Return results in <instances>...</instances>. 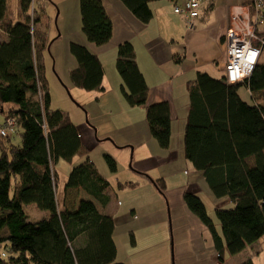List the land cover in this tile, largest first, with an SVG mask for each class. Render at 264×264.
Instances as JSON below:
<instances>
[{
    "label": "trees",
    "instance_id": "obj_1",
    "mask_svg": "<svg viewBox=\"0 0 264 264\" xmlns=\"http://www.w3.org/2000/svg\"><path fill=\"white\" fill-rule=\"evenodd\" d=\"M121 1L148 24L154 16L152 3L161 0ZM204 1L208 2L207 11L215 7L214 0ZM33 2L20 0L15 21L5 20L8 0H0V113H7L0 123L14 118V134L19 130L21 137V145L12 144L14 134L0 137V264H124L116 261L114 218L97 206L109 204L110 182L88 157L69 114L52 108L41 61L49 39L45 33L34 32L41 14L34 10L31 16ZM79 2L87 40L97 46L109 43L113 22L102 0ZM255 3L244 0L243 6H249L254 15ZM259 31L264 38V25ZM70 51L78 63L70 72L72 84L88 92L101 91L104 70L99 58L77 42L70 44ZM116 69L124 82L127 103L145 106L149 87L131 42L119 46ZM242 86L250 91L254 105L241 97ZM189 96L186 159L203 172L214 195L218 199L227 197L233 206L216 209L219 231L198 196L186 193L185 202L210 231L223 262L225 247L230 255H237L264 237V62L259 60L250 78L232 85L224 78L214 79L199 72L195 82L189 84ZM11 106L13 109H7ZM147 122L160 147L169 148V104L149 106ZM76 157L84 161L75 163ZM60 160L73 164L65 191L81 189L95 200L82 199L76 210L60 204L55 182V167ZM105 160L116 172V160L109 155ZM163 188L160 186L161 191ZM30 204L48 212V216L30 221L24 210V205ZM242 264L254 262L248 259Z\"/></svg>",
    "mask_w": 264,
    "mask_h": 264
},
{
    "label": "crops",
    "instance_id": "obj_2",
    "mask_svg": "<svg viewBox=\"0 0 264 264\" xmlns=\"http://www.w3.org/2000/svg\"><path fill=\"white\" fill-rule=\"evenodd\" d=\"M184 1L176 0L173 6L167 0L152 3L153 19L144 24L121 0H102L113 22V36L104 46L89 42L83 34L79 0H73L71 14L66 7L60 35L52 25L44 33L49 39V46L60 41L54 57L56 60L63 58L61 64L62 69H67V79L70 72L78 67L77 60L70 51L72 42L86 46L102 64L104 78L101 91L88 92L70 85L75 102L89 110L91 126L83 120H74L72 115L71 120L77 126L88 154L100 147L104 158L106 155L115 157L119 167L127 164L131 157L132 174L125 184L132 190L136 188V182L149 187L147 189L159 208L158 216L152 218L155 219V227L167 223V211L172 218L175 229L173 259L163 246L160 250L163 256L151 264H242L248 259H252L254 264H264V237L237 255H230L225 247L224 260L221 262L210 231L189 210L185 202L186 193L195 194L205 204L210 216L212 213L208 210L206 200L212 204L214 213L218 208L233 206L227 197L218 199L203 172L186 159L184 142L190 111L189 84L195 82L199 72L207 73L214 79L224 77L227 63L225 34L233 9L243 6L244 0H214L215 7L210 11H207L208 2L205 1L200 17L194 20V28H188L185 20L174 12L175 6ZM56 3L60 5L59 1H51L50 5L44 8L42 6L41 17L46 15L45 11L48 9L49 13H56ZM63 12L64 9H61V13ZM125 42L133 44L139 69L149 87L145 106L132 107L124 96V82L116 69V60L118 48ZM246 91L250 93L248 89ZM240 95L248 102L243 94ZM158 103H168L170 106L172 135L167 149L160 147L147 122V108ZM75 116L78 118L77 113ZM79 161L84 160L80 157L75 159V163ZM160 186L164 187L163 191ZM111 194L108 191L110 202L107 206L101 207L96 203L100 212L114 218L113 238L116 243L118 226H135L138 219L135 208H132L130 215H114ZM152 219L144 221L150 226L148 229L151 228L149 222ZM135 228L143 229L145 226L141 223L138 227H132ZM217 228L221 231L219 225ZM242 254L243 260L230 263Z\"/></svg>",
    "mask_w": 264,
    "mask_h": 264
},
{
    "label": "rangeland",
    "instance_id": "obj_3",
    "mask_svg": "<svg viewBox=\"0 0 264 264\" xmlns=\"http://www.w3.org/2000/svg\"><path fill=\"white\" fill-rule=\"evenodd\" d=\"M52 2L59 1L60 5L57 3L54 5L56 7V13H49V9L45 11L46 15H42V21L39 26L34 25V32L37 35V32L42 31L39 34H44V30H48L52 25L54 28H57L59 35L61 34L60 26L62 25V21L64 20L66 14V7L68 9V13L71 14L73 12V0H34L31 6V16L33 17L34 10L40 15V10L45 6H48ZM169 1L170 5L173 6L175 1ZM180 1V0H179ZM205 2V1H204ZM19 5L20 0H8V9L5 20L11 19L18 21L16 18L19 16ZM181 5V3H178ZM175 6V5H174ZM61 9H64V12L61 13ZM175 10V9H174ZM42 14V13H41ZM178 15V14H177ZM182 17V16H181ZM231 19V16H230ZM229 19V20H230ZM230 26V21H229ZM228 26V28H229ZM227 28V30H228ZM227 33V32H226ZM226 38V34H225ZM64 39V37L62 38ZM60 42V41H58ZM55 43L53 46L51 45L50 50L44 52L42 56V65H43V74L48 83L49 91L52 97V108L54 110H60L64 113L69 114V116L73 117V119H77L76 121L83 120L84 123L91 126L92 120L89 116V110L87 108H82L81 106L75 102L70 85H72V81L69 74V79L65 77L67 74V69H62V60L63 58H59L56 60L54 57V52L58 47L59 43ZM264 62V50L262 51L261 60ZM64 65V64H63ZM65 66V65H64ZM67 67V66H66ZM70 72V71H69ZM247 88L242 86L240 88V93L246 97L248 100L247 103H254L252 96L250 93H247ZM246 102V101H245ZM81 106V107H79ZM13 109V107H7V109ZM8 110V111H10ZM75 113L78 114V118L75 116ZM5 114L0 113V121H3L5 118ZM15 136L12 138L11 142L14 145H21V137L20 132L14 134ZM98 135V133H97ZM99 136V135H98ZM8 146L9 142H5ZM1 155V150H0ZM88 156L95 163L98 168L100 174L105 177L111 184L110 194L112 195L113 207L115 209L114 215H122V214H131L132 208L136 209L137 221L136 225L132 227H138L141 223L145 226L143 229L132 227H124L123 225H119L116 231L115 240L118 248V262H123L124 264H151V262L155 263L159 260L160 257L163 256L160 250L164 246L168 250L171 258L174 256V245H175V234H174V225L173 220L169 217V213L167 211L166 218L167 223L164 226L156 225L155 227V219L159 214L158 205L155 203L153 196L149 192V190L145 185L141 182H136L137 186L135 189H130L128 185L125 183L129 179L128 177L132 174V159L127 161V164L122 165L118 168V172H112L111 168L108 166L105 158L104 152L102 148H96L89 152ZM78 158V157H76ZM116 162L117 159L113 157ZM118 164V163H117ZM73 168V164L68 163L65 160H60L55 167V182L57 186V195L60 203L64 202L68 209L76 210L78 205L82 199L95 200L91 196L87 195L81 189H70L65 193V183L68 179V175L70 174ZM123 183V184H120ZM150 186V185H148ZM154 188V186H153ZM154 190V189H153ZM154 192V191H153ZM156 194V193H155ZM206 197V196H205ZM66 198V199H65ZM207 198H205L206 200ZM98 202V201H97ZM118 202L121 205L118 206ZM208 204V210L212 213V219L219 225L218 219L216 217V213L213 212L212 204L206 200ZM99 204V203H98ZM100 205V204H99ZM103 207L102 205H100ZM116 209L117 212H116ZM227 209V208H226ZM24 210L29 215L30 221H38L46 216H48V212L41 211L37 208L36 205H24ZM105 210V209H103ZM108 211V210H107ZM2 211L0 210V215ZM209 214V213H208ZM150 220V226L145 224V219ZM159 226V227H157ZM132 229V230H130ZM164 230V231H163ZM167 232V235H166ZM264 240V238H263ZM3 252L6 253L5 250ZM243 254L234 258L230 263H236L237 261L243 260Z\"/></svg>",
    "mask_w": 264,
    "mask_h": 264
},
{
    "label": "built area",
    "instance_id": "obj_4",
    "mask_svg": "<svg viewBox=\"0 0 264 264\" xmlns=\"http://www.w3.org/2000/svg\"><path fill=\"white\" fill-rule=\"evenodd\" d=\"M204 0H186L174 12L182 16L188 28H194V20L201 15ZM230 26L226 33L227 63L225 81L232 85L250 78L264 50V38L259 28L264 25V5L256 0L255 13L249 6H236L230 15ZM17 128L14 118L0 123V137H11Z\"/></svg>",
    "mask_w": 264,
    "mask_h": 264
},
{
    "label": "water",
    "instance_id": "obj_5",
    "mask_svg": "<svg viewBox=\"0 0 264 264\" xmlns=\"http://www.w3.org/2000/svg\"><path fill=\"white\" fill-rule=\"evenodd\" d=\"M50 47H51V46L48 47V51L50 50Z\"/></svg>",
    "mask_w": 264,
    "mask_h": 264
},
{
    "label": "clouds",
    "instance_id": "obj_6",
    "mask_svg": "<svg viewBox=\"0 0 264 264\" xmlns=\"http://www.w3.org/2000/svg\"><path fill=\"white\" fill-rule=\"evenodd\" d=\"M224 78V77H223Z\"/></svg>",
    "mask_w": 264,
    "mask_h": 264
}]
</instances>
